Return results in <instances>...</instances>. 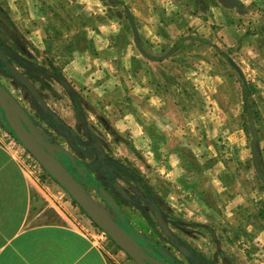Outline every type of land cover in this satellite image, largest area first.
I'll use <instances>...</instances> for the list:
<instances>
[{
	"label": "rangeland",
	"instance_id": "rangeland-1",
	"mask_svg": "<svg viewBox=\"0 0 264 264\" xmlns=\"http://www.w3.org/2000/svg\"><path fill=\"white\" fill-rule=\"evenodd\" d=\"M40 1L42 3L46 1L45 6L42 5L41 15L51 12L52 8L57 13L49 16L46 21H41L43 26L38 28L42 31L45 29L47 34L46 39L42 38L41 41V36L45 34L35 32L37 18L25 19L12 12L11 3H17V0H0V52L6 57V62L0 59V84L18 101L38 131L48 142L72 153L88 173L101 186L107 188L118 202L130 229L146 240L145 247L154 258L165 264H264V185L253 167L248 124V118L251 117L258 135L256 147L260 168L264 173V12L248 6L245 7L246 16L241 17L233 10L229 14L231 16H224L225 23L229 20L236 21L231 22L232 30L234 26L239 32L242 28L245 29L243 34L238 32L234 34L235 39L231 45H223L228 43L225 41L227 35L224 33L215 38V43L219 45H213L212 41L206 40V35L202 34L201 37H196L203 38L205 43L192 39L185 44L188 46L178 48L181 53L179 62L183 65H190V59L193 58L202 59L210 64L212 77L223 78L220 89L227 95V99L222 96L219 98L200 96L196 93L181 96L184 100L183 117L190 119L189 113L196 105L207 111L216 103L229 107L234 115L238 109L237 103L241 106L246 132V159L249 166H244L235 157L231 167L238 172L243 171L239 173L251 186L254 197L253 205L249 206L251 209L241 212L235 219L230 207L218 208L217 197L210 193L205 194L199 188L201 169L198 168L190 144L183 147L171 146L167 149L163 143V135L153 124L143 121L140 130L133 131L132 124L119 121L121 114L117 115L118 102L124 98H117L115 90L113 93L108 92L110 95L102 96L101 85L92 83L93 77L90 79L89 76L81 75L83 82L87 81V85L69 80L67 71H63V63L67 62L70 54L84 47L95 50L97 47L95 44L101 40L95 31V19L91 20L88 12H84L79 3L73 5L72 13L71 11L66 13L62 11L64 2ZM101 1L107 7L106 15L114 20L113 25L109 23L112 26L109 30L118 31V35L112 38L115 45L118 43L120 48L127 50L128 43L131 42L134 53L140 55L146 61L145 65H148V60L134 46L125 7L119 3L111 5L107 0ZM151 1L153 0L140 3V9H144L143 3ZM199 5L204 9V14L199 11ZM216 5V0H204L200 3L197 0L167 1L164 6L174 18L171 22L166 21L173 27L176 26L179 23L176 16L178 17V11L182 6L185 9L184 16L181 17H184L183 22L188 25L194 18H189L188 15L191 14L200 19H205L209 15L212 19L219 11L228 13L221 5L215 10L210 9ZM166 8L163 11L166 12ZM129 13L132 16V13ZM162 17L161 21L165 26L167 16ZM99 21L101 23L100 19ZM184 23L178 25L184 26L186 25ZM147 26H154V23L148 22ZM213 27L218 26L214 24ZM222 29H225L224 26ZM189 31L191 32L190 27L187 32ZM246 37L255 45H242ZM194 45L196 48H193ZM227 57L239 66L244 75L247 83L244 94L242 81L227 62ZM6 64L14 66L29 79L48 107L47 112L44 113L28 90L13 78L6 69ZM177 67H170L167 76L164 74L165 70L161 71V74L174 81L170 72L174 73ZM178 93L181 94V91ZM243 97L247 100L248 113L244 107ZM111 104L112 107L108 111ZM126 125L127 128L123 127ZM211 125L212 122H208L206 118L204 126L208 128ZM5 133L13 136L0 113V139ZM13 138L22 146L16 137ZM206 149L212 152L211 147ZM225 149L224 146L220 150ZM170 150L182 159L174 164L169 163L167 158ZM231 152L237 154L238 151L235 148L233 151L230 148L226 151L228 154ZM37 175L39 181L32 179L40 188L44 209L50 204L59 206L62 202L69 203L80 220L85 221L114 250L124 253L90 221L66 190L49 177L42 167ZM75 177L82 182V186L92 199L117 221L116 214L110 206L87 184ZM112 184L120 187L126 197L119 195ZM155 211L166 220L170 236L160 229L154 218ZM225 214H230L228 220ZM179 247H184L188 255L181 253ZM124 255L129 263H134L125 253Z\"/></svg>",
	"mask_w": 264,
	"mask_h": 264
},
{
	"label": "crops",
	"instance_id": "crops-1",
	"mask_svg": "<svg viewBox=\"0 0 264 264\" xmlns=\"http://www.w3.org/2000/svg\"><path fill=\"white\" fill-rule=\"evenodd\" d=\"M19 1L11 3V11L25 19L37 18L35 32L38 34L43 32L45 35L41 36L40 41L42 38L45 40L47 37L45 29L42 31L38 27L43 26L41 21L44 22L50 18L49 16L57 14L54 8L51 12L41 15L42 5L45 6L46 1L42 0L43 3L40 0ZM49 1L64 2L62 11L66 13L70 11L72 13L74 6L79 3L82 10L88 12L89 18L95 19V31L101 37L99 43L95 44L97 45L95 50L81 48L70 54L67 62L63 63V71H67L69 80L80 81L81 84L87 85V81L83 82L81 75L89 76L90 79L93 77L92 83L101 85L102 96L110 95L108 92L113 93L115 90L117 98H124L118 102L117 115L121 114L120 122L132 124L133 131L140 130L143 121L153 124L163 135V143L167 149L171 146L191 145L198 168L201 169L198 186L205 194L210 193L213 197H217L218 208L230 207L235 219L241 212L251 209L249 206L253 205L254 197L252 188L241 177L239 172L243 171L238 172L231 167L235 157L244 166H249L246 159V132L241 106L237 103L238 109L234 115L229 107L216 103L207 111L196 105L189 113L190 119L183 117V96L196 93L200 96L212 98L222 96L227 99V95L220 89L223 78L212 77L210 64L202 59L193 58L190 59V65L185 66L179 62L181 53L178 48L188 46L185 44L192 39L205 43L203 38L196 37H201L202 34H205L206 40H211L213 45H219L215 43V38L224 33L227 35L225 41L228 43L223 45H231L235 39L234 34L237 32L243 34L245 29L242 28L239 32L234 26L232 30L231 22L236 23V21L229 20L225 23L224 16H231L229 14L232 10L241 17L246 16L245 7L248 6L260 9L263 13L264 0H238L242 12L224 7L223 10L228 13L219 11L212 19L209 15L205 19L193 14L188 15L189 18L194 17L189 25L184 23V17H181L184 16L185 9L182 6L176 18L179 23L186 25L179 26L177 23L178 27L176 24L173 27L166 21L171 22L174 18L164 6L171 0L145 2L142 5L143 10L140 9V3L145 0H115L111 5L119 3L125 7L126 14L132 13L140 44L147 53L160 57L166 51H172V57L170 55V58L167 57L160 62L148 61V65H145L146 61L140 55L134 53L131 42L128 43L127 50L120 48L117 42L115 45L113 39L118 35V31L109 30L114 20L106 15L107 7L101 0ZM200 1L204 2L197 0L198 3ZM216 1L217 5L212 6L211 10L220 6L218 0ZM164 8L166 12L163 11ZM199 11L204 14L201 6ZM162 16H167L165 26L161 21ZM99 19L101 23L98 22ZM148 22H153L154 26H147ZM214 24L218 27H213ZM227 24L230 26L228 27ZM222 26L225 29H222ZM189 27L191 32H187ZM248 39L249 37H246L242 45H255ZM193 48H196V45ZM174 66H178L174 69V73L170 72L174 81L161 74V71L165 70L164 74L167 76L170 67L174 68ZM180 91L181 94L178 93ZM111 107L112 104L108 107V111ZM206 118L208 122H212L208 128L204 126ZM123 127L127 128V125ZM224 146L225 151H221ZM210 147L211 153L206 149ZM229 148L232 151L235 148L237 154L226 153ZM169 153L167 158L169 163L174 164L181 158L173 154V150ZM42 205L37 183L22 169L12 153L0 143V264H131L125 259L124 253L114 250L102 236L95 233L85 221L80 220L69 203L62 202L59 206L50 204L47 205V209ZM226 216L228 220L230 214H225V218Z\"/></svg>",
	"mask_w": 264,
	"mask_h": 264
},
{
	"label": "water",
	"instance_id": "water-1",
	"mask_svg": "<svg viewBox=\"0 0 264 264\" xmlns=\"http://www.w3.org/2000/svg\"><path fill=\"white\" fill-rule=\"evenodd\" d=\"M114 3L115 0H108ZM220 5L225 8L235 9L242 12L241 4L238 0H218ZM128 22L132 31L133 43L137 51L148 61L160 62L169 57L172 51L163 56L154 57L147 53L140 44L138 32L132 16L127 13ZM200 41L202 39H199ZM0 59L6 60L5 56L0 52ZM229 65L237 72L243 84V94L247 86L244 75L239 66L229 57L226 58ZM13 78L21 83L31 94L36 103L41 107L42 111L47 112L48 107L31 84L29 79L19 72L10 64L5 65ZM0 113L3 115L8 127L20 142L22 147L32 156V158L44 169V171L63 189L66 190L72 200L78 207L88 216L90 221L107 235V237L119 247L135 264H165L157 258H154L146 249L144 238L133 232L126 224L125 217L114 198L103 188L95 184L91 177L87 176V172L76 163V158L64 148L52 144L38 131L32 119L21 107L18 101L0 84ZM56 121V118H54ZM249 130L251 133L250 151L252 163L255 173L264 185V173L260 168L259 157L257 153L258 135L251 117L248 118ZM61 157H65L72 168H74L80 178L89 183L98 195L106 201V203L116 213L118 220H114L107 212H104L98 204L92 199L87 191L76 178L60 163ZM115 188L122 193L118 186ZM154 218L164 234L170 236V231L166 225V220L162 215L155 211ZM181 253L188 255V251L184 247L178 248Z\"/></svg>",
	"mask_w": 264,
	"mask_h": 264
},
{
	"label": "built area",
	"instance_id": "built-area-1",
	"mask_svg": "<svg viewBox=\"0 0 264 264\" xmlns=\"http://www.w3.org/2000/svg\"><path fill=\"white\" fill-rule=\"evenodd\" d=\"M0 143L4 145L13 155V157L19 162L22 169L31 177L39 181V175H37L40 169L38 163L28 154L17 141L10 136L9 133L2 135ZM50 177V176H49Z\"/></svg>",
	"mask_w": 264,
	"mask_h": 264
},
{
	"label": "flooded vegetation",
	"instance_id": "flooded-vegetation-1",
	"mask_svg": "<svg viewBox=\"0 0 264 264\" xmlns=\"http://www.w3.org/2000/svg\"><path fill=\"white\" fill-rule=\"evenodd\" d=\"M6 58V57H5ZM4 62H6V60H3ZM44 112V111H43ZM45 113V112H44ZM72 154V153H71ZM73 155V154H72ZM74 156V155H73ZM76 158V157H75ZM60 163L64 166V165H66V166H64L66 169H67V171L68 172H70V174L74 177V178H76L75 176H77L81 181H83L85 184H87L92 190H94L92 187H91V185L89 184V183H87V182H85V180H83L82 178H80L79 176H78V174H77V172H76V170L74 169V168H72L71 166H70V163H69V161L65 158V157H61V159H60ZM76 163L79 165V166H81L86 172H87V176L88 177H91L93 180H94V182H95V184L97 185V186H99V187H103V186H101V184L96 180V179H94L93 177H92V175H90L89 173H88V171L79 163V161L76 159ZM77 179V178H76ZM80 183H82V182H80ZM113 185V187L115 188V186H117L116 184H112ZM108 193H109V191L107 190V188H105V187H103ZM120 188V187H119ZM115 190L118 192V194L119 195H121V196H123V197H126L125 195H124V193L122 192H119L116 188H115ZM121 190V189H120ZM95 191V190H94ZM96 192V191H95ZM97 193V192H96ZM98 194V193H97ZM112 197H113V195L111 194V193H109ZM114 198V197H113ZM114 200L116 201V199L114 198ZM102 201L103 202H105L106 203V201H104L103 199H102ZM117 202V201H116ZM118 203V202H117ZM119 205V204H118ZM120 207V206H119ZM111 208V207H110ZM112 209V208H111ZM121 209V208H120ZM112 211H113V209H112ZM122 211V210H121ZM114 212V211H113ZM115 213V212H114ZM123 213V212H122ZM116 214V213H115ZM124 215V214H123ZM116 217H117V215H116ZM124 217H125V215H124ZM117 221H119L118 220V217H117ZM125 221H126V224L128 225V223H127V220H126V217H125ZM129 226V225H128ZM143 244H146L145 242H146V240L144 239V241H141ZM161 261V260H160Z\"/></svg>",
	"mask_w": 264,
	"mask_h": 264
},
{
	"label": "trees",
	"instance_id": "trees-1",
	"mask_svg": "<svg viewBox=\"0 0 264 264\" xmlns=\"http://www.w3.org/2000/svg\"><path fill=\"white\" fill-rule=\"evenodd\" d=\"M243 102H244V107H245V109H246V112L248 113V110H247V107H246V102H247V100H246V98L245 97H243ZM12 135L14 136V134L12 133ZM15 137V136H14Z\"/></svg>",
	"mask_w": 264,
	"mask_h": 264
},
{
	"label": "bare ground",
	"instance_id": "bare-ground-1",
	"mask_svg": "<svg viewBox=\"0 0 264 264\" xmlns=\"http://www.w3.org/2000/svg\"><path fill=\"white\" fill-rule=\"evenodd\" d=\"M97 203V202H96ZM98 204V203H97ZM98 206H99V204H98ZM100 207V206H99ZM101 208V207H100ZM104 212H105V210L103 209V208H101Z\"/></svg>",
	"mask_w": 264,
	"mask_h": 264
}]
</instances>
